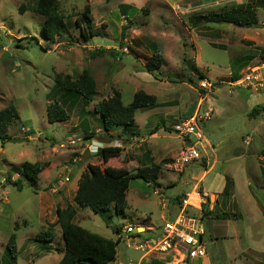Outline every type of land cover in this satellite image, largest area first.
<instances>
[{
    "label": "rangeland",
    "instance_id": "1",
    "mask_svg": "<svg viewBox=\"0 0 264 264\" xmlns=\"http://www.w3.org/2000/svg\"><path fill=\"white\" fill-rule=\"evenodd\" d=\"M35 1L0 0V110L11 104L19 115L8 130L9 136L16 138L0 144L5 150L0 154V167H5L10 179L16 174L15 181L24 187L23 192L10 187L11 195L5 196L9 203L0 201V264H6L5 246L11 234L16 237V264H57L62 257L57 250L63 249V240L55 223V209L74 206L73 186L86 166L131 174L148 160L160 165L156 181L161 187L153 189L134 179L126 196L125 216L115 211L94 213L86 208L78 210L73 222L112 240L115 227L125 226L135 227L141 239L147 238L167 219L176 217L177 199L197 188L209 196L211 210L202 222L207 259L196 264H264V211L260 215L253 206L264 197V116L262 123L248 117L253 107L264 105V0H55L68 32L53 44L43 38L44 17L31 12ZM241 4H251L256 9L257 28L224 23L191 28L188 23L191 15L220 12ZM20 7L24 8L23 14L19 13ZM86 8L91 31L100 36L85 43L75 21ZM126 24L129 28L121 38ZM120 44L123 48H119ZM99 48L117 49L123 54L92 55ZM156 53L162 57L157 80L143 69ZM245 57L250 60L242 66ZM83 72L95 81L94 99L88 102L80 98L71 105L72 98L56 86V78L69 76L74 81ZM198 72L205 79L198 80ZM177 74L191 77L196 84L172 80ZM247 76L251 85L242 82ZM113 91L121 94L125 106L137 91L154 96L157 105L136 112L140 136L110 142V147L122 150L103 164L100 149L92 152L88 146H80L91 139L81 138L76 145H71L70 139L76 137V129H82V120L93 132L98 124L101 126L91 113L95 104ZM53 100L61 103L68 121L48 122L46 108ZM199 107L212 111L209 120L198 123L203 136L202 150L199 149L206 160L205 175L196 169L198 162L179 161L186 143L179 137L177 127ZM162 128L175 132L169 134ZM23 129L28 132L24 134ZM121 129L113 128L114 135ZM155 129L159 130L154 133ZM103 139L104 136L100 138ZM69 144L74 146L72 150L67 148ZM23 153L24 160L37 162L43 168L34 187L22 174V164L13 167ZM124 158L129 162H123ZM5 160L12 165L4 164ZM65 178L68 181L64 182ZM233 181L243 219L230 205ZM35 192L43 194L49 206L42 214L43 221L37 217L41 207ZM192 199L191 203H196L194 194ZM216 217L227 219L222 222ZM47 231L54 234L53 242L34 241ZM139 256L122 241L116 247L115 260L109 264H136ZM192 262L178 263L155 256L140 264Z\"/></svg>",
    "mask_w": 264,
    "mask_h": 264
},
{
    "label": "trees",
    "instance_id": "2",
    "mask_svg": "<svg viewBox=\"0 0 264 264\" xmlns=\"http://www.w3.org/2000/svg\"><path fill=\"white\" fill-rule=\"evenodd\" d=\"M24 8H19V13L23 14ZM31 12L44 17V25L42 35L47 43L53 44L57 38L68 32L67 24L58 12V7L55 0H36ZM88 9L84 10L83 16L75 21L79 28V35L83 42L89 39L100 36L94 33L90 28V19L87 17ZM126 21V20H125ZM188 23L191 28H197L203 24H230L237 27L257 28L259 26L256 9L251 4H241L232 6L228 9H223L220 12L208 14H194L188 18ZM129 25H125L122 29L121 38L124 36L125 30ZM119 48H123L119 45ZM108 52L112 56H119L117 49H102L99 48L95 54ZM250 59L245 57L241 65H247ZM162 57L159 53L154 54L148 62L143 66V69L155 80L160 76V66ZM245 67V66H244ZM243 68V67H242ZM198 80L205 79V76L198 72ZM172 80L178 82H187L196 84L191 77L184 78L183 75H173ZM56 86L69 97L72 98V104L78 99L83 98L86 101H93L96 93V85L93 78L88 72H83L77 80H71L69 76L56 78ZM157 105V100L154 96L145 94L143 91H137L133 94L132 101L127 106L121 101V94L118 91H113L112 95L105 100L100 101L94 106V113L99 116L101 131L107 143L111 141H126L140 136V132L135 125V114L138 110L153 109ZM264 113V105L253 107L248 114L250 119H256ZM46 116L49 123L66 122L69 120V115L63 109L60 102L53 100L46 108ZM19 119L18 112L13 105L0 110V142L11 141L8 136V129ZM115 127H122L120 133L110 135V131ZM126 127V128H123ZM163 129V128H162ZM159 129H155L156 133ZM171 134L175 132L171 129H163ZM84 139L89 140L96 136L95 133L88 134L84 132ZM121 148L104 147L100 149V157L102 163L106 164L111 157H117ZM123 162L129 161L124 158ZM132 161V160H131ZM197 163V162H192ZM191 164V163H190ZM199 166L196 169L206 171V160L202 158L198 161ZM42 166L37 163L25 162L21 166V172L25 178L34 187L37 184V176L42 171ZM160 165L153 164L150 160L146 161L141 167H138L134 173L128 174L116 169H101L97 165H89L84 173L81 174L75 195L73 197L74 206H67L63 209H56V224L60 227L61 238L63 240V249L57 250L62 254L61 259L57 264H109L116 258V247L119 241L105 238L99 234L91 232L81 226L76 225L73 221L80 209H90L94 213L115 211L116 214L125 216L128 208L126 196L129 189L130 181L134 179L142 180L148 187L153 189L161 187L156 181L160 172ZM5 183L21 191L24 187L20 181H12L9 177L5 178ZM227 189H225L226 193ZM184 198L177 199L179 204ZM210 210L206 209L202 215V221L209 215ZM217 218V217H216ZM217 219H227L221 217ZM119 228V227H118ZM115 227L114 235L121 229ZM17 230V223L14 226ZM54 234L50 231L38 234L34 241L38 243L53 242ZM5 262L6 264H16L17 248L16 237L14 234L9 236L5 246Z\"/></svg>",
    "mask_w": 264,
    "mask_h": 264
},
{
    "label": "built area",
    "instance_id": "3",
    "mask_svg": "<svg viewBox=\"0 0 264 264\" xmlns=\"http://www.w3.org/2000/svg\"><path fill=\"white\" fill-rule=\"evenodd\" d=\"M244 81L247 85H251L249 76L242 80V82ZM230 94L232 95V93ZM211 112V109L204 111L199 107L190 118L181 122L177 127L179 137L186 143L179 159L182 164L198 162L202 159L200 149L202 148L203 136L198 123L209 120ZM79 141L74 140L70 144L76 145ZM76 161L75 158L72 160L73 163ZM66 181H68L67 178L64 179V182ZM58 183L61 184L62 182ZM191 193L196 196V203L194 204L189 202ZM210 205V198L206 193L200 192L197 188H192L179 203L176 217L165 222L153 236L141 239V233H137L135 227L125 226L115 234V240L119 243L125 242L127 249L140 253L136 264H140L147 257L155 256H160L163 259L170 258L178 261V263L203 259L206 251L203 243L202 215L206 209L211 210ZM145 231L143 229V232Z\"/></svg>",
    "mask_w": 264,
    "mask_h": 264
},
{
    "label": "crops",
    "instance_id": "4",
    "mask_svg": "<svg viewBox=\"0 0 264 264\" xmlns=\"http://www.w3.org/2000/svg\"><path fill=\"white\" fill-rule=\"evenodd\" d=\"M79 100V99H78ZM77 100V101H78ZM82 100V99H81ZM251 109V108H250ZM83 113V112H82ZM92 115H93V118H95L97 121H98V123H100L99 122V119H97L96 118V114L95 113H91ZM264 114V113H263ZM263 116L264 115H260L259 117H257L254 121H258L259 123H262L263 122ZM74 127H76V126H74ZM80 127H82V129H80L79 131L76 129L75 131L77 132V134H76V137L75 138H72V139H70V142L71 141H74V140H81V138H84V132L85 133H88V134H92V133H95L96 134V136L95 137H93L92 139H91V142L90 143H84V144H80V146H88L89 148H90V151H92V152H94V151H98V149H101V148H104V147H107V146H109V143H107L106 141H105V139H103V140H100V138H102L103 137V132L101 131L102 129H101V126L98 124L97 125V127L94 129V132H93V130L91 129V128H89L87 125H86V122H85V120H82V122L80 123ZM9 130V129H8ZM26 132H28V130L26 129H23V133L25 134ZM110 135H114L115 134V132H114V130L112 129L110 132ZM27 136H28V134H26ZM8 136H9V134H8ZM11 139H15L16 137H12V136H9ZM246 139V138H245ZM244 139V140H245ZM249 139V138H248ZM251 139H249V141H250ZM69 141V140H68ZM111 142H113V141H111ZM106 143V144H105ZM0 144H1V146H2V143L0 142ZM70 145V144H69ZM67 148H69L70 150H72L73 148H74V146L72 147L71 145H70V147H67ZM83 147H81V148H78V149H82ZM213 149V148H212ZM84 150V149H83ZM4 152H5V150L2 148V147H0V154H4ZM203 152H204V155H205V153H206V151L203 149ZM25 153H23V155H20L19 156V158H20V160H19V162L17 163V164H15V165H13V167H18V166H20L21 164H23V163H25V162H27L26 160H24L25 159V155H24ZM92 156V155H91ZM102 162V161H101ZM28 163H37V162H32V160H31V162H28ZM4 164H9V165H12V164H10V163H7V161L5 160L4 161ZM87 167V166H86ZM85 167V168H86ZM66 168V167H65ZM264 168V167H263ZM8 169V168H7ZM81 171H84L83 169L81 170ZM43 173L44 172H40L39 174H38V177L39 178H41V176L43 175ZM207 172H205L204 171V175L206 174ZM6 175H9V172L8 171H6V169H5V167L3 166V167H0V195H1V197H0V201L1 202H3V200H5V202L6 203H9V200L7 199V198H5V196H10L11 195V192H10V190H9V188L10 187H12V186H9V185H6V184H4L5 183V178H6ZM15 176H17L16 174H14L13 175V177H11V180L12 181H14L15 179H14V177ZM47 177H49V175H47ZM78 180L79 179H77V181H76V183H75V185L73 186L74 187V189H73V191L75 192L76 191V189H77V183H78ZM41 182V181H40ZM39 183V179H38V182H37V184ZM233 183H234V181H233ZM246 184H250V183H246ZM62 185H64V184H62ZM247 187H249V186H247ZM18 191V190H17ZM18 192H23V189L21 190V191H18ZM38 192V191H37ZM37 192H35L34 194L35 195H37L38 196V193ZM187 193V192H186ZM185 193V194H186ZM243 197V196H242ZM38 198H39V203H40V207H41V210H39V208L37 209V217H39L40 218V221H43V216H42V214L43 213H46V211H48V209H49V206H48V204H46L45 203V198H43V194L40 196H38ZM244 199H246L245 197H243ZM262 199H261V203H256L255 202V205L253 204V206H254V209H255V211L258 213V214H260V215H263V211H264V197H261ZM230 201V205H232V211L233 212H237L239 215H241L242 216V219L245 217L244 216V212L241 210L242 208V206H241V204H239V198H238V194H237V190H236V187H235V183H234V188H233V192H232V195H231V199L229 200ZM248 201V199L247 200H245V202H247ZM261 206V207H260ZM56 210V209H55ZM54 210V211H55ZM40 211H41V214H40ZM41 216V217H40ZM244 216V217H243ZM210 220V219H209ZM209 220H207V221H209ZM167 221H168V219H167ZM222 222H225L224 221V219H222L221 220ZM240 221H242V220H240ZM15 223V222H14ZM61 256H62V254H61ZM207 258L205 257V258H203V259H195V260H190V262H192L193 264H196V262L197 261H201V260H203V261H205Z\"/></svg>",
    "mask_w": 264,
    "mask_h": 264
},
{
    "label": "bare ground",
    "instance_id": "5",
    "mask_svg": "<svg viewBox=\"0 0 264 264\" xmlns=\"http://www.w3.org/2000/svg\"><path fill=\"white\" fill-rule=\"evenodd\" d=\"M193 194H194V193H191V194H190V197H189V198H190V199H189V202H191V201L193 200V199H192V198H193ZM194 195H195V194H194ZM195 197H196V196H195ZM195 200H196V199H195Z\"/></svg>",
    "mask_w": 264,
    "mask_h": 264
}]
</instances>
